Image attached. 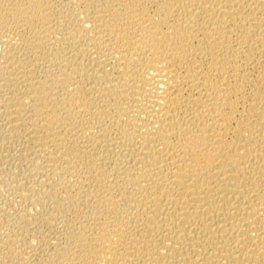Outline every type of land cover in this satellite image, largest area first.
<instances>
[{"label":"bare ground","instance_id":"obj_1","mask_svg":"<svg viewBox=\"0 0 264 264\" xmlns=\"http://www.w3.org/2000/svg\"><path fill=\"white\" fill-rule=\"evenodd\" d=\"M0 264H264V0H0Z\"/></svg>","mask_w":264,"mask_h":264}]
</instances>
